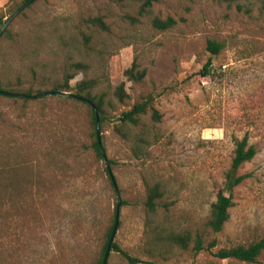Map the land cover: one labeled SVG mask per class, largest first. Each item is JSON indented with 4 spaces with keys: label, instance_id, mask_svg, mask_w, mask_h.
Masks as SVG:
<instances>
[{
    "label": "rangeland",
    "instance_id": "374dc122",
    "mask_svg": "<svg viewBox=\"0 0 264 264\" xmlns=\"http://www.w3.org/2000/svg\"><path fill=\"white\" fill-rule=\"evenodd\" d=\"M23 1L0 0V13L8 20ZM168 17L172 28L154 27ZM209 40L223 48L209 76H194L211 56ZM78 62L86 69L70 68ZM134 62L146 71L137 83L124 74ZM73 71L71 87L95 79L93 93L113 103L100 125L108 163L91 147L79 100L0 95V264H97L119 200L113 245L135 264H252L215 252L264 238V0H156L147 9L135 0H35L0 35L4 91H51ZM150 94L160 120L149 110L118 132L121 112ZM244 136L257 153L239 169L247 177L213 233L215 189ZM155 185L162 195L151 212ZM184 232L187 249L169 241ZM107 264L132 263L111 249Z\"/></svg>",
    "mask_w": 264,
    "mask_h": 264
},
{
    "label": "trees",
    "instance_id": "16d2710c",
    "mask_svg": "<svg viewBox=\"0 0 264 264\" xmlns=\"http://www.w3.org/2000/svg\"><path fill=\"white\" fill-rule=\"evenodd\" d=\"M29 0H24L23 5L26 4ZM142 4V9L150 8L154 1L156 0H135ZM21 5L18 9H20ZM17 9V10H18ZM5 15L0 13V30L6 23ZM96 21H101L100 18H96ZM154 27L160 30H167L172 28L175 25V21L168 17L166 20L156 18L153 21ZM223 48V44L216 42L214 40H209L207 43V50L210 53V57L207 62L204 64L203 68L195 74L194 76L200 75L202 77H207L211 74L213 69L212 57L218 55ZM70 68L72 70H81L86 69V65L83 63H73ZM125 76L134 82H140L146 76L145 70H139L138 64L134 62L130 68L124 72ZM76 75V72H67L65 75L64 81L58 87H55L54 90L61 91L63 93H71L76 95V100H79L84 106L87 107L90 115V121L93 128V142L92 149L95 150L99 158H103L101 155L100 147L98 144L97 130H96V115L94 108L98 111L100 117V125L105 123L107 120V110L106 107H112L113 103L105 99V95L94 94L93 90L97 87L98 83L95 79H84L75 84L74 87L70 86V80H72ZM0 90L1 89L0 87ZM75 91V93H72ZM41 93V92H39ZM25 95H32L30 91L26 93H21ZM38 94V93H37ZM1 95V94H0ZM115 96L117 97L120 103H123L126 99L129 98V95L124 90V84H120L115 90ZM154 97L153 95L145 96L141 101L134 103L130 109L122 111L119 116V125L116 126V130L121 132V126L124 125H133L137 126L141 117L147 114L149 110L152 112V117L159 121L161 118L160 113L153 106ZM236 147L234 151V156L232 158L231 166L225 175V183L223 187H217L215 189L216 200L212 203L210 209L209 220L207 226L212 230L213 233H220L225 224L230 218V209L233 206V191L234 189L242 183V181L247 177V175L239 174V169L246 162L251 161L256 153V147L252 144H249L248 137L244 136L242 139H236ZM113 163V162H111ZM108 171V169H106ZM162 192L158 185L151 186L148 188L147 198L145 205L149 211L153 212L157 206V200L161 197ZM113 227L109 230L107 234V241L103 248L101 258L98 260L97 264H102L106 247L109 241ZM169 241L173 242L176 245L181 246L184 249H187L191 242L193 241L192 236L189 232L184 233H173L168 236ZM215 243L209 248L214 247ZM112 249L114 251L120 252L128 261L132 264L137 263V259L130 257L125 251H123L117 244H114ZM195 252H200L205 249L203 239L200 236H196L194 239ZM264 253V238L259 240L252 241L247 244H238L228 248H221L215 252V256L220 259H235L242 262L257 264L259 263V258Z\"/></svg>",
    "mask_w": 264,
    "mask_h": 264
},
{
    "label": "water",
    "instance_id": "95a60500",
    "mask_svg": "<svg viewBox=\"0 0 264 264\" xmlns=\"http://www.w3.org/2000/svg\"><path fill=\"white\" fill-rule=\"evenodd\" d=\"M35 0H29L26 4H24L20 9H18L7 21L6 23L4 24V26L1 28L0 30V35L3 33V31L6 29V27L8 26V24L10 23V21L16 17L23 9H25L26 7H28L31 3H33ZM0 94L1 95H6V96H13V97H27V98H38V97H43V96H46V95H56V96H63V97H70V98H75L76 95L74 94H71V93H63L61 91H57V90H51V91H45V92H41V93H38V94H35V95H25V94H21V93H15V92H9V91H4V90H0ZM94 108V111H95V115H96V130H97V138H98V144H99V147H100V151H101V155L102 157L106 160V162L108 163V158L106 156V153L104 151V147L102 145V141H101V138H100V117H99V114H98V111L95 107ZM108 171L110 172L111 174V170L109 168V165H108ZM113 183L115 185V188H117V185H116V182H115V179L113 178ZM119 204H120V200L118 202V207H117V214H116V222L113 226V229H112V232H111V235L109 237V241H108V244H107V247H106V251H105V254H104V258H103V262L102 264H107V261H108V257H109V254L111 252V249H112V245L114 243V238H115V234H116V231H117V225H118V217H119Z\"/></svg>",
    "mask_w": 264,
    "mask_h": 264
}]
</instances>
